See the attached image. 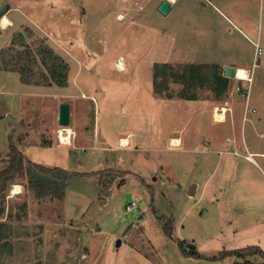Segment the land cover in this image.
<instances>
[{"label":"rangeland","instance_id":"374dc122","mask_svg":"<svg viewBox=\"0 0 264 264\" xmlns=\"http://www.w3.org/2000/svg\"><path fill=\"white\" fill-rule=\"evenodd\" d=\"M162 1L0 0L13 23L0 27V176L13 149L25 167L0 179V264H264L258 253L213 261L264 251V225L243 193L257 190L264 209V176L240 167L231 142V154L214 147L236 135L214 123L225 70L201 64L253 70L250 110L264 114V0H177L166 16ZM227 81L242 114L249 83ZM63 103L71 145L58 139ZM172 136L184 144L172 147ZM32 165L67 173L57 177L63 199L40 193L25 173ZM161 218L172 221V238ZM181 241L205 259L184 257Z\"/></svg>","mask_w":264,"mask_h":264},{"label":"crops","instance_id":"0c3cea01","mask_svg":"<svg viewBox=\"0 0 264 264\" xmlns=\"http://www.w3.org/2000/svg\"><path fill=\"white\" fill-rule=\"evenodd\" d=\"M171 4L173 6H175L177 4V1L175 3L173 2ZM157 9H158V7H157ZM119 14H123V13H119ZM123 15H127V14H123ZM121 58H122V56H119L117 62ZM202 60H204V62L201 63L202 66H206V69H204V70H207L210 65H218L220 67V70L223 69V72L227 67H232L227 62H225L223 64H211L208 62L209 60H207L205 58H202ZM117 62H115V66L117 65ZM127 68L128 67H127V63H126V70L125 71H127ZM236 71H237V69H236ZM248 71H250V73H252L251 76L253 77V70L249 69ZM119 72H122V71H119ZM220 75H223L224 77H226L223 73ZM234 79L236 80L235 77H234ZM236 81L245 82V81H239V80H236ZM216 90H218V87ZM216 90H214L213 87H211V90L209 89V91H211L213 94H214V92H216ZM227 91H228V88L227 89L222 88L218 92L216 97H218V98L221 97V101H224V104L214 105V107L217 108L220 106H225L226 108H230L231 112H228L226 114V120L225 121L217 122L214 120V123L222 126L223 129L226 128L227 131H228V127L231 126L230 130H231L232 134L234 136L235 135L236 136L233 139L228 137L226 139L225 144L222 141H220L221 143L220 142L215 143L214 147H217L219 149V152L224 153V155L231 154V153L227 152L226 148H225V147H229L228 143L231 142L232 146L234 147L233 148L234 152L237 151L239 153V155H236V156H240V157H236V158L237 159L241 158V159H244V161H245L243 163L240 162V167L241 168L246 167L247 165L245 163L250 164L255 169L260 171L262 173V175L264 176V145H260L254 137V134H256L257 137H263L264 138V132H261L262 129H264V114H261L260 116H254V114H256L257 112H255V113L250 112L249 115L247 116V121H244L243 118H244L245 108L243 109L242 114H240L239 112L237 113V111H236V100L233 101L231 99V101L234 104L233 105L231 103V101H229L230 100V98H229L230 91H228V92ZM82 97H84V94L82 95ZM250 101H251V97L249 100V106H250ZM246 125H250L249 131H247ZM240 134H241V136H240ZM122 138H124V137H121L119 139V141H121ZM173 138H179L181 140V145L179 147H181L184 144V141H183V139H181L180 136H172L170 138V143H171ZM129 142H130V140H129ZM189 143H190V146L194 145L193 142H189ZM231 143H229V144L231 145ZM130 145L131 144L129 143V146ZM207 146H209V144H207ZM172 147H174V146H172ZM123 148H127V147H123ZM243 150H245V152ZM213 152H215V151L211 150V153H213ZM241 171H243V170H241ZM255 173H257V175H259V172L256 171ZM195 187H198V185L193 186L191 195H194L196 193V191L198 190V188L195 189ZM205 187H206V182H205L204 188ZM204 188H203V190H204ZM243 193H244V195H249L254 199L253 205H251L249 212L251 213L254 222L258 225L263 226L264 225V212H263L264 209L257 202V198L259 197V193L257 192V190L256 191L252 190L251 192L247 191V192H243Z\"/></svg>","mask_w":264,"mask_h":264},{"label":"trees","instance_id":"16d2710c","mask_svg":"<svg viewBox=\"0 0 264 264\" xmlns=\"http://www.w3.org/2000/svg\"><path fill=\"white\" fill-rule=\"evenodd\" d=\"M201 70H203V69L201 68ZM157 71H159V70H157ZM169 73L173 79L177 78L178 73H176V74L172 73V72H169ZM55 80H57V79H55ZM227 80H228V78L224 77L223 75L218 80L219 84H221V82L223 83V84H221V87L223 89L228 88V81ZM221 87H220V90L222 89ZM11 159L14 160L13 164L7 170H5L2 173V175L0 176V179H5V180H7V178L12 179L16 174H18V173L23 174L24 173V170H25L24 162L22 159L19 158V153L16 149H13V154H12ZM32 166H33V168L39 169L43 172H47L50 175L49 177L39 178L35 175V172H33L31 170L33 168H30L28 171L27 170L25 171V173H27L28 176H30L31 178H33L36 181V184H37L38 188L40 189V193L44 196L48 195V194H53L54 196H57L59 199H63L65 197V190H64L65 184L62 181H59L57 179V177L61 176V175H67V173L61 169H49V168H45V167L40 166V165H32ZM162 220L165 222V227H164L165 233L170 238H172V236H173L172 221L170 219L165 220L164 218ZM179 249H180V251L184 257H193L196 259H205L204 255H202L196 248H192L190 250H187L185 248L184 241H181L179 243ZM256 253L261 254L264 257V251H260V249H257L256 247H250V248H245V249L237 250V251L233 250V251L222 252L219 255V257L213 258V261L224 260L228 257H234V258L237 257V259H242L247 255H254ZM247 262L249 264H252L249 261H247ZM236 264H238V260H236Z\"/></svg>","mask_w":264,"mask_h":264},{"label":"bare ground","instance_id":"6f19581e","mask_svg":"<svg viewBox=\"0 0 264 264\" xmlns=\"http://www.w3.org/2000/svg\"><path fill=\"white\" fill-rule=\"evenodd\" d=\"M171 3H175L177 0H168ZM124 17L120 16L119 20H123ZM13 25L11 19L6 15L4 16L1 21H0V27L2 29H8L9 27H11ZM117 69L119 71L124 72L126 70V63L125 60L123 58L119 59V61L117 62L116 65ZM249 76V72L246 69L243 68H238L237 69V78L245 80L247 79V77ZM226 113H227V108L225 106H220L217 107V109L215 110V119L217 122H223L226 120ZM73 130L71 128H64L61 127L58 131V139H59V143L62 145H71L73 142ZM122 147H129V139L128 137H124L121 139V141H119ZM171 145L174 147H179L181 145V140L179 138H173L171 141ZM21 193V186L15 184L13 187V191H12V196L20 194Z\"/></svg>","mask_w":264,"mask_h":264},{"label":"water","instance_id":"95a60500","mask_svg":"<svg viewBox=\"0 0 264 264\" xmlns=\"http://www.w3.org/2000/svg\"><path fill=\"white\" fill-rule=\"evenodd\" d=\"M9 6L6 5L0 10V21L6 15ZM173 9V5L168 1L164 0L158 6V11L161 15L166 16L168 15ZM225 76L227 78H234L236 76V68L234 67H227L225 69ZM59 123L61 127L67 128L70 126V104L63 103L60 106V116H59ZM192 193V190L191 192ZM121 244V240L117 242V246L119 247Z\"/></svg>","mask_w":264,"mask_h":264},{"label":"built area","instance_id":"2783aa9c","mask_svg":"<svg viewBox=\"0 0 264 264\" xmlns=\"http://www.w3.org/2000/svg\"><path fill=\"white\" fill-rule=\"evenodd\" d=\"M254 46H255V50H256V57L257 56H260L262 54V48H261L259 42L254 43ZM248 72H249V76L245 80H242V79L237 78V71H236V76H235L236 80L245 81V82L249 83V87H248L247 93L246 94H243L244 96L246 95V106H245L244 118H243L244 121H247V116L249 115L250 112H252V113H255L256 112V110H254V109L250 110V106H249V100H250L249 92L251 90V84L253 83V77L251 76L252 73H250V71H248ZM237 90L238 91H242V89L240 87H237ZM228 112H231V109L230 108H227V113ZM213 117H214V120L216 121V119H215V111H214ZM234 153L236 155H239V153L237 151H235ZM132 207L135 208L136 207V204L135 203H132Z\"/></svg>","mask_w":264,"mask_h":264}]
</instances>
